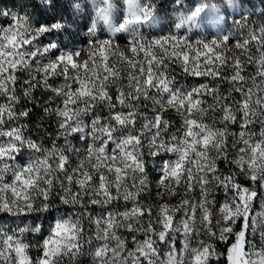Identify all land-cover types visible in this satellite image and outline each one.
Instances as JSON below:
<instances>
[{
    "label": "snow or ice",
    "instance_id": "obj_1",
    "mask_svg": "<svg viewBox=\"0 0 264 264\" xmlns=\"http://www.w3.org/2000/svg\"><path fill=\"white\" fill-rule=\"evenodd\" d=\"M262 219L264 0H0V264H264Z\"/></svg>",
    "mask_w": 264,
    "mask_h": 264
},
{
    "label": "clouds",
    "instance_id": "obj_2",
    "mask_svg": "<svg viewBox=\"0 0 264 264\" xmlns=\"http://www.w3.org/2000/svg\"><path fill=\"white\" fill-rule=\"evenodd\" d=\"M160 23H165L166 24V23H168V21L166 19H163L162 18L157 23L156 27H159V24ZM231 50H232V52L235 55H243V53L240 52L239 50H237L235 47H233ZM121 51H124V52L128 53V49L127 48H122ZM130 55L131 54L129 53V56ZM180 83H181L182 86L184 85L183 82H180ZM159 106H160L161 109H172V108H175L176 109V112L171 113L172 116H177V114L181 112V109L179 108L178 105H173L171 103H168L167 100H165ZM79 111H80L81 114L84 113V109L82 107L79 109ZM145 115H147V114H145ZM183 115H184L185 118H187V116H188V110L187 109H184L183 110ZM221 122H223V121H221ZM147 131H150V129H147ZM240 143H241V141H240L239 138L234 139L232 141L231 148L233 150H235L236 149V146L238 144H240ZM153 150H154V145H153V142H152L151 138H149L147 140V142H146V151L151 152ZM197 151L200 154H203L204 156H206L208 158V160H210V161H217L218 162L219 159H220V156L217 155V150H216V146L215 145H210L209 147H200L199 149H197ZM243 160H244V157L239 156L238 153H235L234 152V157H233V162L234 163H239V162H242ZM83 164H84V169L85 170H88V171L91 170V163H90V161H88L87 159H85L84 162H83ZM153 167H155V165H153ZM249 175H250V173L247 170H245V175H244L243 178L244 179H247ZM157 186H159V185H157ZM177 195H179V190L177 192ZM162 198H163V194L161 193L159 199H162ZM159 199L157 200V203H159ZM172 200H173V196L172 195H169L168 196V201L171 202ZM207 203L208 204H211L212 203V200H207ZM185 210L187 211V209H185ZM204 211L207 212V209H204ZM159 214L160 213L157 210V215H159ZM213 215L215 216L216 226L217 227H224L225 226V224L223 223L224 213L222 211H217ZM257 227H260L262 230H264V219L261 220L260 224L257 225ZM210 232H211V226L210 225H205V229L202 231V235L205 238H207L209 236Z\"/></svg>",
    "mask_w": 264,
    "mask_h": 264
},
{
    "label": "trees",
    "instance_id": "obj_3",
    "mask_svg": "<svg viewBox=\"0 0 264 264\" xmlns=\"http://www.w3.org/2000/svg\"><path fill=\"white\" fill-rule=\"evenodd\" d=\"M3 2L7 3L8 6L11 7L13 0H3ZM15 2L17 3V5H19L21 0H15ZM163 3H164V0H162V4ZM169 12H170V9H169ZM175 74L177 75V79L183 83H194V82H198V79H199V78L184 77L180 73L179 69L176 70ZM46 99H47V94L43 93L42 90H37V92L35 93V102H30L27 104V107L32 109L31 119L29 123L34 132L38 131L35 127L37 123L44 124V127L47 128L48 131H52L55 128V125L48 122L46 118L44 120L41 119V117L44 116V113L40 105H42ZM218 195L222 198V193Z\"/></svg>",
    "mask_w": 264,
    "mask_h": 264
},
{
    "label": "rangeland",
    "instance_id": "obj_4",
    "mask_svg": "<svg viewBox=\"0 0 264 264\" xmlns=\"http://www.w3.org/2000/svg\"><path fill=\"white\" fill-rule=\"evenodd\" d=\"M260 8H261V5L257 2V8H256V13H257V15H256L255 18H253V19H258ZM229 22H231V19H229ZM154 186H155V185H153V187H154Z\"/></svg>",
    "mask_w": 264,
    "mask_h": 264
}]
</instances>
